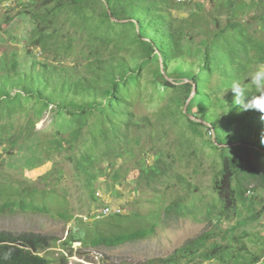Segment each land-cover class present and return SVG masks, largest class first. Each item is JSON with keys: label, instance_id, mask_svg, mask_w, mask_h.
I'll list each match as a JSON object with an SVG mask.
<instances>
[{"label": "trees", "instance_id": "1", "mask_svg": "<svg viewBox=\"0 0 264 264\" xmlns=\"http://www.w3.org/2000/svg\"><path fill=\"white\" fill-rule=\"evenodd\" d=\"M17 2L16 14L28 21L30 29L24 40V59L15 47L0 55V159L2 154L28 147L34 151L24 163L34 167L44 151L63 152L72 179L90 195L100 175L111 186L124 179L130 168L115 163L126 156L136 159L131 168L139 169V178L145 183L172 179L173 184L192 193L175 163L187 162L195 152L190 148L192 141L206 129L204 142L215 158L210 186L213 203L204 208L211 227L166 256L141 264H190L203 255L216 264H260L261 237L235 231L261 216L263 206L255 207L258 203L250 194L254 188L248 185L250 181L263 185L264 175L244 165L242 158L229 150L249 147L264 151V120L257 110H244L236 104L234 93L226 89L234 80L247 83L248 74L264 64V0H208L207 7L198 1L175 0ZM171 9H184L187 14L173 17ZM174 28L183 31L181 38L174 36ZM35 48L41 55H52L51 59H39ZM69 54L71 65L57 57ZM151 65L154 89L160 95L169 92L166 102L156 109L153 124L146 116L134 117L128 105L132 91L140 94L139 87H129L137 86L142 70ZM247 94L245 103L257 94L250 84ZM47 110L57 128L49 138L34 140V125ZM177 120L181 125L168 143L176 150L171 155L157 142L166 136L163 124ZM149 125L153 129L148 136L153 160L145 164L143 157L135 158L142 148L136 154L131 146ZM54 167L40 176L50 175L49 183L41 188L0 181V213L27 208L46 211L33 200L36 194L53 193L50 185L58 183ZM107 181L104 188H108ZM182 201L183 197L174 199L165 211L180 212ZM59 216L70 218L64 212ZM233 217L223 229L222 218ZM147 234L146 229L104 234L97 227L87 232L78 228L69 230L60 245L70 256V245L76 241L83 246H115ZM247 241L257 249L248 247ZM54 245L55 238L48 235L0 230V254L11 252L10 259L0 260V264H50L44 251ZM61 252L57 264H66Z\"/></svg>", "mask_w": 264, "mask_h": 264}, {"label": "rangeland", "instance_id": "2", "mask_svg": "<svg viewBox=\"0 0 264 264\" xmlns=\"http://www.w3.org/2000/svg\"><path fill=\"white\" fill-rule=\"evenodd\" d=\"M175 1L189 3L198 1L203 3L204 7L208 6V0ZM18 10L17 0L0 2V55H4L10 47H15L19 52V56L24 59L22 54L24 40L30 29V24L17 16ZM170 14L173 17L180 18L186 16L187 10L171 9ZM253 27L258 26L253 25ZM173 33L176 38L183 36V31L178 28H174ZM34 53L39 59L50 60L52 57L50 54L47 56L41 55L38 48L34 49ZM57 57H61L64 64H72V54ZM152 67L151 65L142 70L137 86L129 87L130 90L132 87L133 90L139 87L137 90L140 91V94L137 95L132 91L129 94L128 105L134 117L146 116L148 121L153 124L155 111L166 102L169 92H167V95L166 93L160 95L154 89L149 73V68ZM214 82L215 78H212L210 84L213 85ZM51 116L52 112L47 110L35 123L34 130L37 132L33 137L34 140L49 138L53 129L57 128V125L51 121ZM179 125H181L179 120L173 124H171V121L165 122L163 126L166 129V136L157 142L167 152L172 153L171 155H175L176 150L173 147H168V143L175 139ZM142 127L144 128V126ZM152 132V126L145 127L139 134V140L132 143L131 146L136 154L142 148V153L135 154V158L143 157L145 164H150L153 160V150L150 146L152 141L148 138ZM201 132L200 136L195 137L190 145V148H195V152L188 156L190 157L189 161L187 160L185 163L184 160L186 159H184V162L177 160L175 163L176 171L185 174L188 179L190 187L193 189L192 193L183 189L180 185H176V183L173 184L172 179L145 183L144 180L139 178V169L131 168L136 160L131 157L125 156L124 160L122 158L116 160L115 164L117 166L122 165L123 168H130L120 183L111 186L106 177L100 175L94 182V189L89 195L72 179V170L70 164L64 160L63 152L44 151L41 154L42 158L39 164L34 167H27L24 163L25 157L34 151L32 148L16 149L11 155L2 154L0 159V181L7 180L12 184L21 183L27 187L41 188L49 183L50 175L44 179H41L40 176L49 170H53L55 165V171H58V173L54 172L53 174L58 183L50 185L53 193L36 194L34 197L33 204L38 208L46 209V211L27 208L24 210L16 209L14 212H2L0 213V230L14 233L33 232L54 237L55 245L44 251V255L50 258V264H57V258L61 250L64 251L66 264H141L153 257L166 256L186 239L192 238L211 227V224L205 218L204 208L213 203L210 186L215 158L212 150L204 142L208 138L206 129H202ZM229 152L238 154L244 165L254 167L258 173L264 175L263 150L254 151L249 147H244L232 149ZM106 181L108 188H104ZM251 186L254 188L253 192L250 193L253 197L252 200L258 203V206L254 205L256 208L263 206V211L259 219L247 223L235 232L239 233L240 230H245L252 238L253 235L261 237L259 244L262 243L263 246H261L259 252L262 257L260 264H264V184L258 186L257 182L250 181L248 187ZM180 197H183L181 211L166 212L165 206ZM101 205L109 207L112 213L118 211L116 213L121 217L112 214L99 215L98 211ZM59 212L70 215L69 220L60 217ZM212 212H215V209ZM77 219H81V221ZM233 221L234 217L231 219L222 218L221 227L224 229ZM93 227H97L104 234L135 229H146L148 234L144 238L115 246H83L82 243L76 241L70 245V256L67 253L68 251L61 248L60 241L65 238L69 230L78 231L79 228L82 232H87L93 230ZM247 244L251 249H257V246L252 245L251 241ZM190 264H216V262L203 255Z\"/></svg>", "mask_w": 264, "mask_h": 264}, {"label": "clouds", "instance_id": "3", "mask_svg": "<svg viewBox=\"0 0 264 264\" xmlns=\"http://www.w3.org/2000/svg\"><path fill=\"white\" fill-rule=\"evenodd\" d=\"M247 83L240 80H234L228 89L234 93V102L244 110L255 109L260 112L261 119L264 120V64L258 65L254 71L250 72L246 77ZM251 85L256 90V95H253L245 103V98L249 95L248 85ZM225 90V91H226ZM11 252H4L0 254V260L7 261L10 259Z\"/></svg>", "mask_w": 264, "mask_h": 264}, {"label": "built area", "instance_id": "4", "mask_svg": "<svg viewBox=\"0 0 264 264\" xmlns=\"http://www.w3.org/2000/svg\"><path fill=\"white\" fill-rule=\"evenodd\" d=\"M99 215H106L108 213H112V211L109 209V207H107L106 205L102 206L100 209H99ZM114 212V211H113ZM118 212V211H115V213Z\"/></svg>", "mask_w": 264, "mask_h": 264}, {"label": "water", "instance_id": "5", "mask_svg": "<svg viewBox=\"0 0 264 264\" xmlns=\"http://www.w3.org/2000/svg\"><path fill=\"white\" fill-rule=\"evenodd\" d=\"M193 90H194V85L192 86V91H191V93H190V95H189V97H188V99L190 98V96L192 95V92H193ZM187 99V100H188ZM183 111H185V105L183 106ZM188 117L190 118V119H193V117L192 116H190V115H188Z\"/></svg>", "mask_w": 264, "mask_h": 264}]
</instances>
